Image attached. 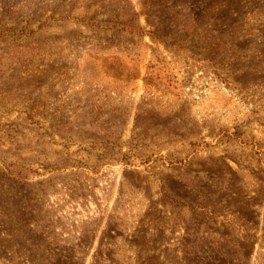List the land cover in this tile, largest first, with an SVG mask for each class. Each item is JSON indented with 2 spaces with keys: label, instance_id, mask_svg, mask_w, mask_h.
<instances>
[{
  "label": "rangeland",
  "instance_id": "obj_1",
  "mask_svg": "<svg viewBox=\"0 0 264 264\" xmlns=\"http://www.w3.org/2000/svg\"><path fill=\"white\" fill-rule=\"evenodd\" d=\"M0 264H264V0H0Z\"/></svg>",
  "mask_w": 264,
  "mask_h": 264
}]
</instances>
